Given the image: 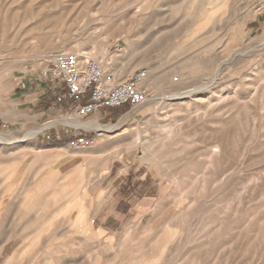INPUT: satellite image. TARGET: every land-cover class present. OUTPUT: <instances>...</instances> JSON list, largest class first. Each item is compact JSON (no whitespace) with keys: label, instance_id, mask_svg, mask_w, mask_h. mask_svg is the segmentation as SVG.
Instances as JSON below:
<instances>
[{"label":"rangeland","instance_id":"1","mask_svg":"<svg viewBox=\"0 0 264 264\" xmlns=\"http://www.w3.org/2000/svg\"><path fill=\"white\" fill-rule=\"evenodd\" d=\"M259 1L0 0V105L17 113L0 121V264H264ZM61 52L115 83L147 70L146 101L81 119L32 112L38 89L16 108Z\"/></svg>","mask_w":264,"mask_h":264},{"label":"built area","instance_id":"2","mask_svg":"<svg viewBox=\"0 0 264 264\" xmlns=\"http://www.w3.org/2000/svg\"><path fill=\"white\" fill-rule=\"evenodd\" d=\"M254 13L264 16V0L254 5ZM147 70H139L125 81L113 82L99 61L86 54L61 52L53 55L42 80L47 85L50 99L68 105L81 119L102 109L128 105L133 109L148 97L145 83ZM88 145L86 138H78L70 146L82 149Z\"/></svg>","mask_w":264,"mask_h":264},{"label":"crops","instance_id":"3","mask_svg":"<svg viewBox=\"0 0 264 264\" xmlns=\"http://www.w3.org/2000/svg\"><path fill=\"white\" fill-rule=\"evenodd\" d=\"M27 81V80H26ZM30 82V83H28ZM28 82L26 83H22L21 86H15L13 89V92L15 93V95H17V93L15 92L16 90H18V102H16V108L20 105V104H29L32 102V97H33V91H38V89L40 90V96H42V93L45 92V100L46 101H41L40 103L36 104V105H31V110L32 112H38L37 114H42L44 113V109H49V101L51 100L49 95H48V89H47V85L46 83L43 82L42 79H38L36 80V83H33V81L31 79H28ZM9 100H11L9 98ZM49 100V101H48ZM8 102L7 104H10L11 106V102ZM5 110L6 113L3 111ZM41 111V112H40ZM96 114V113H95ZM93 114V115H95ZM13 115H17V113H14L13 111H10L6 108V105L4 103V106L1 107L0 105V121H3L4 119H13Z\"/></svg>","mask_w":264,"mask_h":264},{"label":"bare ground","instance_id":"4","mask_svg":"<svg viewBox=\"0 0 264 264\" xmlns=\"http://www.w3.org/2000/svg\"><path fill=\"white\" fill-rule=\"evenodd\" d=\"M112 76H113V74H112ZM147 86L150 87V83H148ZM188 95H189V93L184 94V95L182 94V95H177V96H170V97L165 98V100L172 101V100H175V99H178V98L179 99H185V98H187ZM180 97H182V98H180ZM128 117H129V115L127 114L126 116L122 117L119 120V122H117V124L112 125L110 127H103V126L99 125L95 119L91 120L89 122L83 123L78 118H70L69 117V118H64V119H62L60 121H55V122L49 123L47 125H44V126L40 127L37 131H35L33 134L41 133L45 129L50 128L52 126H55L57 124L72 126V127L76 128V129H78V128L79 129L80 128H83V129H94L97 132H104V133L106 132L107 133L110 129L116 127V125H118L119 123L125 122ZM0 141H3V138L1 136H0Z\"/></svg>","mask_w":264,"mask_h":264}]
</instances>
